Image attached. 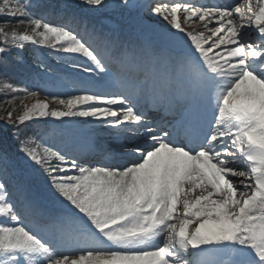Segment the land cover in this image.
Segmentation results:
<instances>
[{"label":"snow or ice","instance_id":"obj_1","mask_svg":"<svg viewBox=\"0 0 264 264\" xmlns=\"http://www.w3.org/2000/svg\"><path fill=\"white\" fill-rule=\"evenodd\" d=\"M0 15V65L28 44L56 61L3 84L9 105L45 99L0 107V264H264V0Z\"/></svg>","mask_w":264,"mask_h":264},{"label":"trees","instance_id":"obj_2","mask_svg":"<svg viewBox=\"0 0 264 264\" xmlns=\"http://www.w3.org/2000/svg\"><path fill=\"white\" fill-rule=\"evenodd\" d=\"M74 13L76 16L80 17L81 20L82 18L93 19V17H91L93 15H90L89 13L83 10L75 9ZM7 19H9V17H7L6 15H0V20ZM49 19L52 21H61L60 17L57 16H50ZM63 20L69 22L67 17L63 18ZM73 22L76 23L75 21ZM80 27H82V25L78 26L79 29ZM18 30L23 31V27L19 28ZM47 51L48 50L46 48L28 44L23 50L13 48L6 54L5 58L7 59L8 64L6 68L4 65H0V72H3L6 76L10 77L11 79L5 80L0 78V107L10 109L11 107L15 106L23 110V104L21 103V98H23V101L25 99L23 93L18 94L20 98L15 99L12 105L4 103L5 99H11L13 94L7 89H5L3 87V84L14 83L16 85L27 84L30 87L33 86L34 80L36 78L32 76L28 69H35L36 63L47 56ZM48 58L50 59L52 64L56 63V61L53 60L51 57Z\"/></svg>","mask_w":264,"mask_h":264},{"label":"rangeland","instance_id":"obj_3","mask_svg":"<svg viewBox=\"0 0 264 264\" xmlns=\"http://www.w3.org/2000/svg\"><path fill=\"white\" fill-rule=\"evenodd\" d=\"M73 1H74V2H77V0H73ZM110 14H111V13H110ZM188 28H191V27L189 26ZM36 99L44 100L45 97L42 96V95H39L37 98H33V99H27V98H25L24 101H23V104L31 105L32 103L35 102ZM51 106L53 107V104H52ZM56 107H60V106L56 105ZM94 126H95V127H98V126H96V125H94ZM100 131H102V129H100ZM17 160H18V168H17V170H18V171L23 170V160H22V158H19V157H18ZM25 174L27 175V173H25Z\"/></svg>","mask_w":264,"mask_h":264},{"label":"bare ground","instance_id":"obj_4","mask_svg":"<svg viewBox=\"0 0 264 264\" xmlns=\"http://www.w3.org/2000/svg\"><path fill=\"white\" fill-rule=\"evenodd\" d=\"M191 27V28H194V27H196L197 26V24L195 23V22H193V23H190V24H188V25H186V27ZM207 34V33H206Z\"/></svg>","mask_w":264,"mask_h":264}]
</instances>
